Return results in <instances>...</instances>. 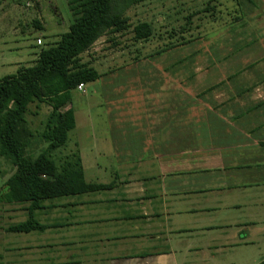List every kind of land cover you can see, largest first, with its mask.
Returning a JSON list of instances; mask_svg holds the SVG:
<instances>
[{"label": "crops", "instance_id": "crops-1", "mask_svg": "<svg viewBox=\"0 0 264 264\" xmlns=\"http://www.w3.org/2000/svg\"><path fill=\"white\" fill-rule=\"evenodd\" d=\"M262 84L239 87L240 93L226 86L230 95L221 100L222 84L200 86L199 94L184 84L139 85L126 97L132 105L116 99L127 87H112L118 94L110 96L114 107H105L108 150L95 144L86 158L78 143L86 183L111 187L36 211L45 227L37 232L49 238L40 244L43 258L49 264H235L234 252L259 246L264 98L252 101L249 93L264 90ZM217 89L222 94L214 96Z\"/></svg>", "mask_w": 264, "mask_h": 264}, {"label": "rangeland", "instance_id": "rangeland-1", "mask_svg": "<svg viewBox=\"0 0 264 264\" xmlns=\"http://www.w3.org/2000/svg\"><path fill=\"white\" fill-rule=\"evenodd\" d=\"M127 16L133 28L149 23L153 35L147 41L134 42L132 28L101 38L82 55L84 62L106 77L86 84L84 92H72L71 104L64 110H74L76 127L68 133L66 146L51 152L58 165L79 151L78 143L86 158L95 144L99 150H108L112 128L110 122L107 126L105 107H114L109 102L115 100L110 96L118 94L111 92L117 85L127 87L116 98L127 104L131 102L126 97L137 94L130 91L139 85L184 84L189 93L199 94L200 86L206 89L222 84L223 94L218 89L213 91L214 96L222 94L217 100L230 95L226 86H236V93L244 85L264 86V0H146L131 8ZM73 18L67 0H0V78L32 66L42 49L56 43L69 30ZM36 21L42 29L35 26ZM254 95H262L256 99H263L264 90L249 93L252 101ZM203 99H208L206 94ZM51 112L46 103L36 101L29 105L25 126L30 135L24 136L26 154L33 159L48 147L43 133ZM86 169L89 180L92 173L88 164ZM14 171L11 162L0 156V264H49L40 248L49 238L45 240L39 232L9 231L11 226L29 218V203L10 204L4 200L6 181ZM57 199L44 201L43 206ZM242 250L234 252L235 264H258L264 260V241ZM45 255L50 257L48 252Z\"/></svg>", "mask_w": 264, "mask_h": 264}, {"label": "trees", "instance_id": "trees-1", "mask_svg": "<svg viewBox=\"0 0 264 264\" xmlns=\"http://www.w3.org/2000/svg\"><path fill=\"white\" fill-rule=\"evenodd\" d=\"M145 1L67 0L74 17L69 30L56 43L42 49L32 66L0 78V156L15 168L6 181L4 200L10 204L29 203L28 220L11 226L10 232L43 231L45 227L34 218V213L42 209L44 201L111 187L86 183L79 151L65 157L59 165L51 152L65 147L68 133L76 127L74 110H64L71 103L72 92L102 76L83 61L82 55L101 38L130 31L133 27L127 12ZM35 26L42 29L38 21ZM133 33L134 42H143L153 35V28L147 22L139 23ZM36 101L49 105L52 112L43 133L48 147L33 159L26 154L24 134L30 135L25 116L29 105ZM259 264H264V260Z\"/></svg>", "mask_w": 264, "mask_h": 264}, {"label": "built area", "instance_id": "built-area-1", "mask_svg": "<svg viewBox=\"0 0 264 264\" xmlns=\"http://www.w3.org/2000/svg\"><path fill=\"white\" fill-rule=\"evenodd\" d=\"M77 90L83 92V90H84V84L79 85L78 88H77Z\"/></svg>", "mask_w": 264, "mask_h": 264}]
</instances>
